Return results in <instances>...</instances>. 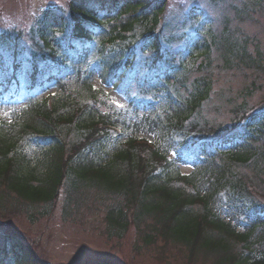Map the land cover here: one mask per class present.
<instances>
[{
    "label": "trees",
    "instance_id": "16d2710c",
    "mask_svg": "<svg viewBox=\"0 0 264 264\" xmlns=\"http://www.w3.org/2000/svg\"><path fill=\"white\" fill-rule=\"evenodd\" d=\"M165 6L149 0H71L69 27H62L66 20L61 12L47 9L25 32L0 35L3 99L26 94L36 99L52 84L60 89L58 94L23 107L12 122L0 117V264L7 258L11 260L8 264H46L13 226L10 207L22 204L31 209L44 204L50 209L62 190L70 201L79 203L82 192L95 189L100 193L99 202L103 204L107 199L112 204L106 220L116 233L127 230L133 222L139 233L147 229L144 242L149 247L159 238L191 250L203 246L212 251L226 247L224 241L211 240L208 233H228L230 239L243 242L250 250L238 257L229 252L220 255L216 264H264V205L250 199L254 203L243 226L245 233L237 232L221 218L227 212L232 221L241 224L238 215L245 210L238 194L246 191L244 182L234 176L235 163L258 166L264 175V107L243 115L222 131L195 122L213 91L209 55L207 64L196 67L198 72L208 74L193 82L187 78L193 69L176 79L164 77L165 85L173 87L176 94L167 110L149 112L151 103L138 109L139 105L131 102L137 107L134 114L145 109L150 113L137 115L135 122L133 117L118 113L110 94L90 81L98 73L103 83L118 88L137 69L139 59L150 54L153 61L147 63L149 78L144 81L151 87L152 80L160 84L161 76L167 73L162 66L173 61L169 60L167 40L162 37ZM125 16L129 20L119 23ZM98 31L108 34L96 37ZM224 34L221 42L213 39V44L223 47L225 65L263 66L262 60L248 54L247 39L236 41L230 29ZM23 41L31 43L30 56L24 59ZM88 43L96 44L98 51V63L89 71L73 56ZM23 74L28 76L24 86ZM67 76L76 77L79 88L71 90L64 81ZM132 130L134 134L145 130L158 134L165 146L161 151L148 141L136 139L128 134ZM123 135L129 136L124 147L117 144ZM114 142L117 145L112 153L109 147ZM256 143L263 154L252 150ZM33 146L41 151L38 161L26 154ZM169 152H174L176 161L170 159ZM216 158L234 167H217ZM207 162H213V166L208 167ZM180 163L193 165L199 172L183 175L177 166ZM216 185L219 187L215 189ZM106 187L110 193L105 192ZM225 196L227 199L218 205L222 200L219 197ZM36 212L28 215L30 220ZM129 212L133 214L132 222ZM65 214L71 215L67 210Z\"/></svg>",
    "mask_w": 264,
    "mask_h": 264
},
{
    "label": "rangeland",
    "instance_id": "374dc122",
    "mask_svg": "<svg viewBox=\"0 0 264 264\" xmlns=\"http://www.w3.org/2000/svg\"><path fill=\"white\" fill-rule=\"evenodd\" d=\"M71 0H0V35H7L9 32H25L33 24L38 16L44 10H58L66 20L62 27H69L72 24L70 20V11L68 3ZM156 4H165V12L162 18V37H164L165 46L168 47L171 56L172 66L177 69L173 71L174 79L179 75L193 69L187 78L193 82L205 72H198V66L207 64L206 58L211 57L209 73L213 80V91L208 99L199 110L196 116L197 123L204 126L208 124L214 128H227L234 122L239 121L243 115L250 114L264 107V0H149ZM129 16L122 17L119 23H125ZM235 34L236 41L247 39L248 54L254 59L262 60V67H230L224 61L223 47L213 44V39L217 43L221 42L225 30ZM106 36L105 33H103ZM102 32L98 33L99 37ZM24 49V58L30 56L29 41L21 42ZM166 47H163L167 49ZM196 49H202L206 52L203 56L197 57ZM76 63L82 68L94 69L97 65L98 51L95 44L88 45L85 49L79 50L73 55ZM196 56V57H195ZM198 58V59H197ZM138 63V67L129 78L116 89L111 86H105V91L110 93L111 99L116 104L118 113L124 114L132 112L136 106H131V102H140L141 105L146 102L155 103L152 111L162 113L176 97L173 87L164 86L157 80L151 83H145L149 78L148 65L152 63L150 54L143 55ZM185 61L186 65H179L180 61ZM6 61L11 62L6 56ZM8 66L10 64L7 63ZM183 65V64H182ZM181 67V68H180ZM166 66H162L164 71ZM21 75L23 86L27 80L26 74ZM66 76V75H65ZM70 76V75H68ZM67 76V77H68ZM185 77L183 76L182 79ZM95 86L101 87L102 83L95 74L91 78ZM66 85L71 90L79 88L80 81L76 77L64 78ZM59 89L53 85L47 93L39 94L37 100L47 97L49 94L57 93ZM174 95H173V93ZM1 94V89H0ZM30 98L28 94L19 98L14 103L10 98H0V117L7 122H12L22 107L37 101ZM139 103H137L138 105ZM165 106V107H164ZM167 110V109H166ZM132 112H129L132 114ZM145 116L148 112L140 111L135 113L133 118ZM133 115V114H132ZM152 117H155L152 115ZM118 118V117H117ZM125 126V125H124ZM123 126V127H124ZM202 126V127H204ZM133 131V130H132ZM131 132V131H130ZM129 132V133H130ZM137 138H148L157 141V135L151 134L148 130L136 132ZM128 136L122 138L125 142ZM158 142V141H157ZM115 142L110 143L112 153L117 145ZM160 146V144L158 143ZM163 142L160 148L164 147ZM252 150L263 154L260 145L252 146ZM261 150V151H260ZM40 150L35 146L28 148L26 154L33 160L41 159ZM170 159L175 160L176 155L169 152ZM35 161H33L35 163ZM217 167L230 164L226 160L215 159ZM236 172L234 176L241 179L244 183L241 206L243 211L239 213L240 223L235 222V226L240 225L237 231L244 233L243 226L248 220L251 212L250 205L254 203L264 205V175L259 173L258 166L242 165L235 163ZM213 166V165H212ZM233 166V167H234ZM181 167V172L190 174L193 169ZM229 175V172L226 173ZM102 184H104L102 182ZM210 185V184H209ZM213 188V185H210ZM209 186L207 185V188ZM219 186H215V189ZM224 189H220L219 192ZM105 192H111L107 187ZM100 193L95 190H88L81 193L80 202L70 201L68 194L63 190L60 197L55 200L52 208L48 209L44 204L41 207H30L24 205H13L10 207L9 215L12 217L16 230L26 238L33 248L37 258L46 264H216L220 255H226L228 252L237 256L240 253L245 254V245L238 240H232L227 235L218 232L208 233L213 241H224L225 250H210L207 247L197 246L195 250L186 245H175L171 242H163V239H157L155 244L150 247L144 242V234L139 233L133 224V214L129 212L131 225L127 230L116 233L109 226L106 220L108 206L112 207L111 202H99ZM217 203L221 204L227 197ZM252 199V200H250ZM262 201V202H261ZM71 203V205H69ZM114 207V206H113ZM48 209V210H47ZM36 212L32 220L29 219L31 212ZM65 210L71 215L65 214ZM203 211V210H202ZM42 212L47 215H42ZM249 212V214H248ZM248 214V215H247ZM222 218L226 222L232 221L229 213H222ZM148 221H151L148 220ZM3 222L0 217V223ZM256 245V244H255ZM252 247V246H251ZM254 248V246L252 247ZM264 245L261 246V249ZM10 258H7L3 264H8Z\"/></svg>",
    "mask_w": 264,
    "mask_h": 264
}]
</instances>
